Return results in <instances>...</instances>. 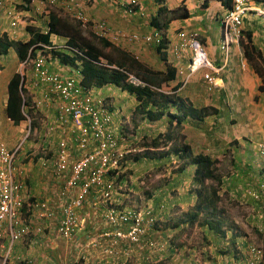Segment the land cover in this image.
I'll return each instance as SVG.
<instances>
[{
	"label": "crops",
	"instance_id": "1",
	"mask_svg": "<svg viewBox=\"0 0 264 264\" xmlns=\"http://www.w3.org/2000/svg\"><path fill=\"white\" fill-rule=\"evenodd\" d=\"M81 1L84 2L83 10L91 19H105L113 29L119 32L151 33L153 27L150 22L161 7L164 8L161 22L168 26L165 36L169 42H177L182 32L199 34V40L203 43L208 60L216 72L207 68L191 73L190 51H186L184 55L182 52L179 56L165 49L162 51L163 57L161 56L165 60H161L154 43L140 46L144 49V57L147 56L148 66L146 67L151 69L156 67L152 62L150 63V60L155 59L157 55L156 60L158 63L161 62V72L166 74L168 65L177 72L176 79L162 84V92L171 94L174 92L173 88L180 83L182 87L176 92L177 96L187 99L197 108H212V113L214 110L217 111L203 122L189 118L177 130L185 136V142L192 146L195 154L209 155L218 163L222 160L223 153L229 150L234 159L232 177L241 175L240 187L253 197L250 187L253 186L254 190H258L260 183L264 182V157L260 156L256 149L258 143L264 142V91L260 90L264 88V17L255 12L248 13L243 21L241 38L231 43L226 51L221 47L223 33L219 20L226 14L227 8L221 0H185L184 2L140 0L142 9L138 8L133 15L126 12L125 4L121 0ZM40 2L42 1L32 0L31 4V0H13L14 4L9 7H12L13 12L23 14L26 18L14 27L11 26L10 16L0 17V29L8 32L10 40L15 44L26 43L35 38V34L38 33L47 34L53 17L78 25L68 17L66 18L69 20L62 19L63 15L58 9H52V12L42 9ZM261 5L258 1L252 3L255 9L264 8ZM183 11L187 12L188 17L180 18ZM81 33L98 48H102V44L94 36L84 34L82 31ZM247 33H250L251 37ZM65 36L69 35H51L50 45L64 46L70 40V37ZM11 50L15 53L14 64L11 74L8 75L5 73L6 68L2 61L5 56L10 55ZM105 50L110 51L109 48ZM142 51H140L141 54ZM145 51H148L147 55ZM247 52H249L248 57ZM111 55L113 59L120 61L118 54ZM20 61L16 45L12 46L0 59V145L5 144L9 150H16L30 130V139H25L18 152L16 162L18 179L25 185L28 195L33 201L35 200L34 202L48 203L54 210L53 217L41 219L37 214L39 211L29 202L24 214L28 215V221L43 225L46 233L12 244L6 232L0 241V264H26V259L27 264H149L150 261L154 263L170 257L166 251L163 254L169 256L166 255L163 258L161 251L154 252L134 246L129 257L110 258L99 248H93L89 240L109 227L106 221V207L102 204L98 193H93L87 199L84 208L79 211L80 224L74 238L64 241L56 236L60 206L65 201L60 198V193L71 176V171L67 168L62 173H56L54 164L62 145L66 146L71 153L70 164L79 159L81 153L77 134L70 118L63 114L59 97L48 86L37 84L34 71L29 66L26 72L21 70L23 67ZM49 65L53 70L58 69L65 78L75 75L76 67L63 63L58 58ZM17 72L25 74L23 97L28 105L27 112L30 111V117L23 121H12L6 112L9 99L8 85ZM206 73H211L215 78L213 90H209L204 79ZM92 93L104 100L107 107L111 109L112 129L122 135L125 134V130L133 124L134 112L138 104L135 97L116 85L93 88ZM175 111L174 107L172 112ZM31 122L34 123L33 126ZM144 124L149 122L144 121ZM147 133L145 135L151 136ZM130 136L129 144L138 140L137 136ZM129 144L126 143L125 148L127 145L130 147ZM25 160L27 163L24 162ZM35 163L37 165H34ZM159 163L161 161H156L151 166ZM189 172L192 174L195 172L194 166ZM150 176V170H148L146 177ZM244 195L247 196V194ZM130 196L119 194L116 199L120 200L123 206ZM196 199L195 195L194 204ZM251 201L253 202L250 208L254 215L249 218L250 224L259 227V230L263 229V216H260L258 211L263 199L259 201L253 197ZM157 205L161 206V184L153 192L149 202V206ZM178 259L177 257L176 260ZM183 261L185 262L186 259ZM262 261L264 262V256Z\"/></svg>",
	"mask_w": 264,
	"mask_h": 264
},
{
	"label": "built area",
	"instance_id": "2",
	"mask_svg": "<svg viewBox=\"0 0 264 264\" xmlns=\"http://www.w3.org/2000/svg\"><path fill=\"white\" fill-rule=\"evenodd\" d=\"M125 1H127L129 12L135 13L139 5L138 0H121L123 3ZM257 1L262 4L261 7H264V0H234L233 9L223 19L224 37L221 46L223 50L227 51L231 43L241 38L243 18L249 10L253 9L264 16V9H255V6H251ZM9 3L10 0H0V16L7 12L6 5ZM48 3V8H54L58 0H48ZM81 6L82 4L76 0L61 3V9L64 10L65 15H70L83 30L89 31L91 27H95V33L100 38H105L114 45L130 47L160 42L159 32L142 36L139 33L114 31L105 21L91 22L81 11ZM8 14L12 18V27L21 21V14L18 12L11 10ZM197 38V32L182 33L180 43L174 47L175 54L180 56L182 52L192 51L194 53L193 72L199 69H212L207 54ZM37 49L35 57L33 59L29 57L24 62V67L32 65L37 84L48 86L59 97L63 114L70 118L77 134L81 153L80 158L70 164L71 153L66 146L62 145L54 164L56 173H62L67 168L71 171V176L60 193V198L65 201L61 203L59 224L56 228L58 235L68 241L74 238L79 227V211L83 209L87 199L93 193L100 194L105 201L110 200L115 191L114 182L111 181L114 172L122 168L123 161L132 151L125 150L121 145L124 136L112 129L113 113L106 102L82 87L81 70L76 69L75 75L65 78L61 72L52 70L49 65L55 46L39 44ZM129 52L136 60H140L138 53ZM103 63L108 66L106 62L103 61ZM214 70L216 71L215 68ZM205 80L211 84L214 82V77L211 73H206ZM29 135L30 131L27 137ZM22 145L23 143L14 151H10L5 144L0 145V240L4 238L6 232L10 236V241L15 242L43 231L41 227L27 224L24 220L23 210L26 203L30 201V196L23 183L17 180L16 161ZM258 146L261 154L264 155V144ZM263 193L264 183L259 187L255 198L261 199L260 196H263ZM30 204L39 211L37 214L41 219L53 217L54 208L48 203L31 202ZM137 213L132 210L122 212L116 208H109L106 221L114 229L100 232L97 237H93L90 245L93 248H99L110 258H118L124 253L130 254L124 246L139 244L150 227V223L145 222L144 215ZM147 214L149 217L150 213ZM149 244L150 247L156 245L154 242ZM251 252L253 258V260L250 258L251 264H255L260 260L262 253L257 248H253Z\"/></svg>",
	"mask_w": 264,
	"mask_h": 264
},
{
	"label": "trees",
	"instance_id": "3",
	"mask_svg": "<svg viewBox=\"0 0 264 264\" xmlns=\"http://www.w3.org/2000/svg\"><path fill=\"white\" fill-rule=\"evenodd\" d=\"M222 3L228 9L232 7L233 0H221ZM164 8H159L156 16H154L150 22L153 27V31L157 29L167 30V25L162 24L161 16ZM180 18L188 17L187 12H182ZM173 16V15H171ZM47 34H35V38L23 43H14L7 36L0 37V59L6 55L10 48L16 45L19 50V57L22 62H25L29 56L35 54L33 48L37 44H50L49 39L52 34L57 35H69V46L75 50L73 58L68 55L62 56L64 62L78 61L83 66V85L92 87H104L106 85H116L123 91L133 95L138 102L135 113L140 114L143 121L148 122H161L163 120L168 121V127L166 133H160L155 138H148L143 145L147 149L144 154H138L135 156L134 161L139 162L142 158L148 157V159L165 160L170 159L173 156L177 157L179 161L183 162V165L179 167L180 172H185L188 166L195 167V176L193 183L199 185V188L195 189L197 195V201L194 206L193 212H188L184 216L189 221V224H198L206 228L213 234L220 238L218 240L219 247L224 244L228 246V251L233 254L239 253L243 247L241 243L246 246L249 245L248 241L238 235L235 232L231 237L228 236V229H225V219L221 218V212L219 210V201L221 198L220 187L224 181L221 174L218 172V162L211 156L205 154H195L192 146L185 142V139L181 140L176 138L174 134L175 128H180L185 120L193 119L194 121L203 122L207 117L216 113L217 111L212 108H197L187 99L180 98L176 95L178 89L182 87L179 83L173 88L171 94H167L161 91V86L164 82H169L176 79V70L168 65L166 67V74L157 70L146 67L140 61L136 60L131 52L125 50L126 47H118L111 44L107 39H97L102 48H98L91 40L84 37L81 33L79 26L73 25L69 22H63L60 19L52 18L49 24ZM146 34H143L145 36ZM249 37L251 34L247 33ZM168 40L165 37L163 42L155 46L157 53L163 57L162 51L167 49ZM138 46V45H136ZM136 46H130L134 48ZM109 48L110 51L116 52L120 58L119 60L113 59L110 51L105 49ZM131 51V50H130ZM134 52V51H133ZM249 52H247L248 57ZM165 60L161 58V60ZM103 60L108 62V65L115 66L116 68H110L104 65ZM137 80L138 84L133 82V77ZM24 82L25 75L21 73H15L9 82V99L7 105V116L12 121H23L30 114L26 112L27 102L24 100ZM264 91V88H260ZM175 93V94H174ZM176 108L175 112H172L173 108ZM216 111V112H215ZM34 123L32 122L33 126ZM156 149L155 152L148 149ZM158 149V150H157ZM212 181L217 183L216 186H207L206 182ZM264 194V193H263ZM260 200L262 203L258 207L260 216L264 215V198L261 195ZM257 202V201H255ZM201 215H204L202 222H199ZM188 223V222H186ZM257 234L264 235V228L258 229ZM166 236L162 232L161 239ZM243 239V240H242ZM164 241V240H161ZM219 249V248H218ZM222 253L226 251L220 249ZM238 260V259H236ZM259 264H264L260 260Z\"/></svg>",
	"mask_w": 264,
	"mask_h": 264
},
{
	"label": "rangeland",
	"instance_id": "4",
	"mask_svg": "<svg viewBox=\"0 0 264 264\" xmlns=\"http://www.w3.org/2000/svg\"><path fill=\"white\" fill-rule=\"evenodd\" d=\"M93 20H105V19H96ZM111 26V25H110ZM112 29V28H111ZM115 30V29H114ZM118 31V30H116ZM130 33V32H127ZM90 35V34H87ZM89 37V36H88ZM122 47V45H118ZM140 46H148V45H138L134 48L126 47V51H134L140 53L143 48ZM111 54H117L116 52H111ZM141 54V53H140ZM141 61L140 63L147 65V56L144 57V49L142 54L140 55ZM145 54H148V51H145ZM15 55L14 51L11 50L10 55L5 56L3 58L4 66L6 68L5 73L8 75L11 74V69L13 67V56ZM158 56L156 55V58ZM151 59L153 70L160 71L161 70V62L158 63V60ZM31 68V66H29ZM139 127V128H138ZM167 120H163L161 122L144 124L141 121V116H135L133 120L132 126L126 130V133L129 135L136 136L138 134L139 139L143 137V134L151 135L150 138L158 135L160 132H164L167 130ZM155 132H151V131ZM138 131V133H136ZM29 132V131H28ZM28 134V133H27ZM29 135V139H30ZM222 160L218 163L217 168L218 172L223 177V185L219 188L220 193L219 196L221 201H219V214H221V218L224 217L226 225L225 229H228V236H232L235 232L238 233L239 236L244 237L248 242L253 243L255 246L264 249V236L261 237L257 234L259 227H254V225L250 224V216L254 215L252 209L250 208L252 197L249 195V192L245 191L240 187L241 178L239 175L237 178L232 174L233 170V157L230 155L229 150L225 151L221 156ZM163 162L154 166L157 177H152L150 180L151 191L148 194L151 196L152 190L159 183L161 184V206L159 205L153 206L155 208V213L158 215L159 210H166L165 214L161 217V220L158 221L156 230L165 229L166 231H172L171 226L173 223L180 222L184 217V214L189 210H193L194 206V198H195V186L192 183V172H184L183 174L178 170V167L181 166L182 163L176 161V158H170L162 160ZM27 163V161H24ZM218 162V161H217ZM152 163L141 161L140 163L133 165L130 164L129 168L131 169L130 175L133 177V181H131L132 190L138 191L141 195H139L138 200H141V196L145 197V202L148 201V198L145 196V189L141 188L140 180H137L139 176L146 174V172L153 166ZM34 165H37L36 163ZM237 167V165H236ZM129 169V170H130ZM234 175V174H233ZM161 176V177H160ZM160 178V179H159ZM161 182V183H160ZM217 184V183H216ZM215 183L209 181V186H216ZM239 186V187H238ZM253 186L250 187L251 191L253 190ZM149 190V189H148ZM133 194V193H131ZM244 194H247L245 196ZM146 204H142L139 202L137 206L142 207ZM163 206V207H162ZM159 216V215H158ZM261 218V217H260ZM186 225V224H185ZM185 225H181L183 229L180 227L174 229L173 232H170V237H173V241L170 243V248L166 250V253L170 255L164 261H161V264H201L202 261H205V255L212 256L218 254L217 257L220 259L221 256L231 257L235 260L238 259V256L233 255L232 251H228V246L222 244L219 249L218 240L220 238L216 236V234L210 232L207 229H203L202 227H191L185 228ZM175 235V237H174ZM243 240V239H242ZM262 241V242H261ZM241 246L244 245L241 243ZM245 247V246H244ZM217 249V250H216ZM220 249L226 251V253H222ZM172 250V251H170ZM216 250V251H215ZM173 255H176L172 260ZM179 258L176 260V258ZM186 259L184 262L183 260ZM233 262V260H231ZM233 264H236L233 262Z\"/></svg>",
	"mask_w": 264,
	"mask_h": 264
},
{
	"label": "clouds",
	"instance_id": "5",
	"mask_svg": "<svg viewBox=\"0 0 264 264\" xmlns=\"http://www.w3.org/2000/svg\"><path fill=\"white\" fill-rule=\"evenodd\" d=\"M42 2H40L39 3V5H40V7L42 8V9H48V10H51L50 12H52V9H58V11L63 15V16H61V18L62 19H66V20H72V22L74 23H76V24H78L79 25V27H80V29H81V31L84 33V34H90V35H92V36H94L95 38H96V40L97 39H101L96 33H95V27H91V29L89 30V31H85V30H83L82 28H81V26H80V24L77 22V21H75L70 15H65V12H64V10H62L61 9V3L62 2H64V1H69V0H58V4H57V6H55L54 8H48V5H49V3H48V0H41ZM76 1H78V2H80L81 4H82V6H81V11H83L84 13H85V11L83 10V5H84V2H82L81 0H76ZM185 0H181V2H184ZM12 4H14L13 3V0H10V3L8 4V5H6L7 6V12L5 13V14H2V16H0V17H3L4 15H7V16H9V14H8V12L9 11H11L12 10V7H9V5H12ZM31 4H32V0H31ZM124 4H125V8H126V12L129 14V15H133V14H135V13H130L129 12V7H128V4H127V1H125L124 2ZM138 6L136 7V9H138V8H141L142 9V4H141V2H140V0H138ZM234 5V0L232 1V7H231V9H228L227 7V12H226V14L223 16V17H221L220 18V20H219V22H220V24H221V28H222V33H223V37H224V26H223V19L229 14V12L233 9V6ZM251 6H252V4H251ZM263 7V6H262ZM260 9H264V8H260ZM250 12H255V13H257V14H259V12L258 11H254L253 9L252 10H249L246 14H245V16L248 14V13H250ZM86 14V13H85ZM87 15V14H86ZM88 16V15H87ZM245 16H244V18L243 19H245ZM262 16V15H261ZM66 17H68L69 19H67ZM264 17V16H263ZM88 18L91 20V22H95V23H97V22H100V21H105L108 25H109V27L110 28H112L111 26H110V24L106 21V20H93V19H91L89 16H88ZM26 18L23 16V14H21V21H24ZM20 21V22H21ZM20 22H18V24L20 23ZM12 26V25H11ZM113 29V28H112ZM1 30V29H0ZM49 30V29H48ZM114 30V29H113ZM2 31V34L0 35V37H2V36H7L8 38L10 37V35H9V33L8 32H6V31H3V30H1ZM114 31H116V30H114ZM123 32V31H122ZM153 32H159L160 33V36H161V38H160V42L159 43H156V42H154V44H156V46H158V45H160L162 42H163V40H164V38L166 37L165 36V33H166V31H164V30H162V29H157V30H154V31H152L151 33H153ZM126 33V32H125ZM135 33H137V32H135ZM182 33H184V32H182ZM181 33V34H182ZM140 34V33H139ZM150 34V33H149ZM180 34V35H181ZM53 35V34H52ZM140 35H142L143 36V34H140ZM147 35V34H146ZM180 35H179V40L177 41V42H169V40H168V45H167V49H169V51L171 52H174L175 53V51H174V47H175V45L177 44V43H180V41H181V39H180ZM167 38V37H166ZM10 39V38H9ZM197 40H198V42L200 43V45L203 47V43L199 40V34H198V38H197ZM110 42V41H109ZM69 42H67L64 46H62V47H58V46H55V49L52 51V53H51V58H50V61H49V63L50 62H52V61H54L55 59H59V60H61V62H63V63H69L70 65H73L74 67H76L75 69H78V70H81V78H80V82H81V85H82V87L84 88V89H86L87 91H89V92H91L92 93V91H93V88H97V87H92V88H89V87H87V86H85V85H83V66H82V64L80 63V62H78V61H74V63H71V62H64L63 60H62V56H64V55H68V56H71V58H73V56H74V52H75V50L73 49V48H71L70 46H69V44H68ZM111 43V42H110ZM41 44V43H40ZM111 44H113V43H111ZM153 44V43H152ZM37 45H39V44H37ZM37 45H35L33 48L35 49V54L31 57V56H29L30 58H34L35 57V55H36V52H37ZM43 45H46V44H43ZM140 45H149V44H145V43H143V44H140ZM46 46H51L50 44H48V45H46ZM116 46H118V45H116ZM54 47V46H53ZM119 47V46H118ZM204 48V47H203ZM205 50V49H204ZM187 51H190V50H187ZM191 52V54H192V62H191V66H190V70L192 69V72L191 73H196L197 71H199V70H204V69H199V70H196V71H194L193 72V63H194V60H193V57H194V53H192V51H190ZM206 52V51H205ZM185 54V52L182 54V55H184ZM207 54V53H206ZM159 55V54H158ZM28 57V58H29ZM140 57V56H139ZM207 58H208V56H207ZM104 62H106L107 64H108V62L106 61V60H103ZM138 61H141V58H140V60H138ZM20 64H22V69L21 70H24V72H26V68L27 67H24V62H22V61H20ZM31 66V69L33 70V68H32V65H30ZM107 67H110V68H116L115 66H110V65H108ZM52 69V68H51ZM207 69V68H206ZM213 69V68H212ZM53 70V69H52ZM55 70V69H54ZM214 70V69H213ZM56 71V70H55ZM57 71H58V69H57ZM215 71V70H214ZM59 72V71H58ZM216 72V71H215ZM18 73V72H17ZM19 73H21V72H19ZM21 74H23V73H21ZM25 75V74H24ZM133 77V76H132ZM133 79V82L134 83H136V84H138V82H137V80H135L134 79V77L132 78ZM204 79H205V76H204ZM206 81V80H205ZM214 81H215V78H214ZM207 82V81H206ZM207 84H208V87H209V90H213L214 89V87H215V82H213V83H211V84H209L208 82H207ZM41 86H43V85H41ZM93 94V93H92ZM94 95V94H93ZM96 96V95H95ZM99 98V97H98ZM99 99H101V98H99ZM27 108H28V106L26 107V112L28 111L27 110ZM30 112V111H29ZM29 112H27V113H29ZM137 115H139L140 116V114H137V113H135L134 112V119H135V116H137ZM28 117L29 116H27L26 117V120L28 119ZM141 121L142 122H144L143 120H142V118H141ZM149 123H152V122H149ZM31 125H32V122H31ZM167 125H168V122H167ZM129 129V127L126 129V130H128ZM169 129V127L167 128V130ZM177 129H179V128H175L174 129V134H175V136H176V138L177 137H179V139H181V140H183V139H185V136L182 134H180L179 133V131L180 130H177ZM126 130H125V132H126ZM167 130H165L164 132H162V133H166L167 132ZM30 131V130H29ZM29 133V132H28ZM136 133H138V131H136ZM161 133V132H160ZM159 133V134H160ZM158 134V135H159ZM28 135V134H27ZM27 135H26V137H25V139H29V136L27 137ZM123 140L121 141V145H123V147L125 148V144L126 143H128L129 144V141H130V135L129 134H127V133H125V134H123ZM133 136V135H132ZM137 137H138V140L137 141H133V142H131L129 145H130V147H128V145H127V147L125 148V150H127V151H132L129 155H127V157L125 158V161H123V165H122V168L120 169V170H117L116 172H114V176H113V178H112V182H114V187H115V191L113 192V194H112V197L110 198V200H108V201H105L104 200V198H102L101 197V202H102V204L106 207L105 208V213L107 214V212H108V209L109 208H116L118 211H122V212H126V211H130V210H132V211H135V212H138L137 214H142V215H144V218H145V222L147 223V222H149L150 224V227L148 228V231H147V233L145 234V236L142 238V240H141V242L139 243V244H137V245H130L129 247H128V245H126V246H124V248H127L126 250H128L129 252H130V254H131V249H132V247H134V246H139V247H143V248H146V249H148V250H150V251H154V252H158V251H161V257H165L166 255L165 254H163V252L164 251H166L168 248H170L171 246H170V243L173 241V237H170L171 235L169 234L170 232H173L174 231V229H176V228H178V227H180L181 225H185V228L184 229H186V228H188L189 226H191V227H202V226H200V223H198V224H189V221H190V219H189V221H187V218H185V216L181 219V221L180 222H177V223H173L172 224V226H171V230L172 231H166L165 229L163 230L162 228L161 229H159V230H156V226H157V223H158V221L159 220H161V217L165 214V212H166V210H159V212H158V215L155 213V208L153 207V206H149V202H150V200L152 199V197H153V192H155V190L157 189V187L159 186V183L156 185V187H154L153 188V190H152V194H151V196L148 194V192L149 191H151L150 189H151V184H150V182L151 181H153V180H150V178H152V177H157V174H156V172H155V168L156 167H151L149 170H150V174H151V176L148 178V177H146V175H147V172H146V174H144V175H142V176H139L138 178H137V180H140V186H141V188H143V189H145V190H147L146 191V194H145V196L148 198V201L147 202H145V197L144 196H141V200H138V197H139V195H141L138 191H136V190H132V188H131V181H133V177L129 174L130 173V171H131V169L129 168V166H130V164H133V165H136V164H138V163H140L141 161H146V162H151L152 163V165L154 164V162H156V161H160V160H156V159H148V157H146V158H142V160L141 161H139V162H135L134 161V158H135V156H137L138 154H144V152L147 150L146 148H145V146L143 145V143L145 142V140L146 139H148V138H150V136H148V135H145V134H143V137L142 138H140L139 139V136H138V134L136 135ZM157 136V135H156ZM155 136V137H156ZM135 137V136H134ZM155 137H152V138H155ZM25 139H24V141H25ZM24 141H23V143H24ZM259 144H264V142H260V143H258L257 145H256V149H257V152H258V154L260 155V156H262V157H264V155H262L261 154V151L259 150ZM148 150H151V151H153V152H155L156 151V149H154V148H152V149H148ZM158 150V149H157ZM11 151V150H10ZM14 151V150H13ZM17 157H18V155H17ZM172 158H176V161H179V159L177 158V157H175V156H173ZM129 161H130V163H129ZM17 162V161H16ZM161 162H163V161H161ZM179 163H182L181 164V166L183 165V162H181V161H179ZM156 166V165H155ZM180 167V166H179ZM179 167H178V170H179ZM193 166H188L187 168H186V170H185V172L187 171V172H189L190 171V169L192 168ZM195 168V167H194ZM130 169V170H129ZM182 174L184 173V172H181ZM194 176H195V172L192 174V183H193V179H194ZM161 177V176H160ZM160 179V178H159ZM17 180L19 181V182H21L19 179H18V173H17ZM264 182H262V183H260V185H259V187L261 186V184H263ZM194 184V183H193ZM206 184H207V186H209V181H207L206 182ZM24 185V184H23ZM194 186H195V189L196 188H199V185H195L194 184ZM24 187H25V185H24ZM149 189V190H148ZM196 192V191H195ZM252 192V195H253V197L255 198V195H256V193L257 192H259V189L258 190H254V188H253V190L251 191ZM131 193H133V194H131ZM119 194H121V195H131L130 197H129V200H125V202L123 203V206H122V202L120 201V200H118V199H116V196L117 195H119ZM221 194V193H220ZM197 196V195H196ZM251 196V195H250ZM264 196V195H263ZM252 197V196H251ZM252 197V198H253ZM198 199V198H197ZM197 199H196V201H197ZM256 199V198H255ZM257 200V199H256ZM260 200V199H259ZM35 201V200H34ZM33 201V199L32 198H30V203L31 202H34ZM128 201H131V202H128ZM133 201H135V202H133ZM28 202V203H29ZM139 202H141L142 204H146V205H144V206H142V207H139V206H137V204L139 203ZM28 203H26V205H25V208H24V210H23V213H25L26 212V206H27V204ZM86 204V203H85ZM195 204H196V202H195ZM195 204H194V206H195ZM29 206H30V204H29ZM85 206V205H84ZM194 206H193V210H194ZM158 207H160V205L158 206ZM163 207V206H162ZM84 208V207H83ZM156 208H157V206H156ZM82 210V209H81ZM193 210H189L188 212L190 213V212H193ZM150 213V216L148 217V214L147 213ZM188 212H186V213H188ZM164 213V214H163ZM185 213V214H186ZM184 214V215H185ZM28 216V215H27ZM25 214H24V220L26 221V223L27 224H32V225H34V226H37V227H41L42 229H43V231L41 232V233H39V234H36V233H33V234H31V235H29V236H26L25 238H23V239H27V238H31V237H33V236H39V235H42V234H45L46 233V229H45V227L43 226V225H40V224H36V223H33L32 221H28V217H27ZM202 219H204V215H201L200 216V218H199V222H202ZM263 220H264V215H263ZM186 222H188V223H186ZM108 228L107 229H105V230H112V229H114L112 226L110 227V225L108 224ZM123 228H126V227H123ZM181 229H183L182 227H180ZM203 229H206V228H204V227H202ZM104 231V230H103ZM162 232L164 233V235L166 236L165 238H162L161 239V234H162ZM157 234H158V236H157ZM8 236H9V234H7ZM56 236L59 238L60 236L58 235V233H57V229H56ZM174 237H175V235H174ZM61 238V237H60ZM23 239H20V240H18V241H21V240H23ZM62 239V238H61ZM93 238H91L89 241H91ZM2 240V239H1ZM0 240V241H1ZM9 240H10V236H9ZM62 240H64V239H62ZM161 240H164V241H161ZM18 241H15V242H12V241H10L12 244H14V243H16V242H18ZM64 241H66V240H64ZM248 241V240H247ZM150 242H154L156 245L154 246V247H150ZM247 243H249V245L248 246H246V244H244V246L245 247H243V249L239 252V253H237V254H235V256L237 255L238 256V260H235L234 258H232L231 259V257L229 256V257H225V256H221V258L219 259L218 257H217V255L218 254H215V255H213L212 254V256H209V255H205L206 257L204 258L205 259V261L203 260L202 261V263L201 264H233V262H235L236 264H251V259L250 258H252V249L253 248H257V249H259L260 251H261V253H262V255H261V258H260V260H262V258H263V256H264V249L263 248H259V247H257V246H255V241L253 242V243H250V242H247ZM219 248V246L217 247V249ZM216 249V250H217ZM215 250V251H216ZM170 251H172V250H170ZM233 253V252H232ZM130 254L129 253H124V254H121L118 258H123V257H129L130 256ZM234 255V254H233ZM167 256H169V255H167ZM175 256L176 255H173V257L171 258L172 260L175 258ZM231 260H233V262H231ZM252 260H253V258H252ZM260 260L257 262V263H255V264H259L260 263ZM161 261H164V259H161L160 261H155L154 263L153 262H149V264H161ZM25 263L27 264L28 263V260L26 259V261H25Z\"/></svg>",
	"mask_w": 264,
	"mask_h": 264
}]
</instances>
